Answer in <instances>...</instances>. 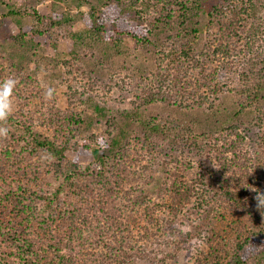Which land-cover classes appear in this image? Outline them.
Wrapping results in <instances>:
<instances>
[{"label": "trees", "instance_id": "trees-1", "mask_svg": "<svg viewBox=\"0 0 264 264\" xmlns=\"http://www.w3.org/2000/svg\"><path fill=\"white\" fill-rule=\"evenodd\" d=\"M17 1L0 0L8 8L1 14L0 33L5 19L25 15ZM262 2L52 0L50 14L35 9L34 22L19 26L12 36V69L0 64V80L17 81L12 98L22 110L20 117L0 121L7 129V136L0 137V264H81L86 257L129 264L139 243L172 237L170 229L193 207L198 216L191 228L174 229L183 236L179 247L207 241L209 250L196 264H264V213L257 207V196L264 194V153L257 150L263 156L256 158L238 131L245 121L218 131L144 115L149 105L166 102L180 110L196 108L218 123L229 93L239 115L256 114L253 122L264 143ZM75 5L80 11L73 13ZM78 22L83 28L67 36L73 42V61L64 60L70 67L76 61V69L95 70L109 55L102 62L92 53L94 47L102 44L114 48L111 55L126 54V39L152 47L155 54L157 71L134 107L120 119L111 118L114 128L100 137L80 136L82 115L53 114L51 104L47 121L54 134L40 130L25 113L32 93L49 102L44 90L30 87L37 86L28 64L35 63L36 74L43 62L56 60L39 55L44 49L39 38L57 49L51 28ZM95 110L98 115L88 126L108 116L101 106ZM141 152L148 163L140 159ZM82 156L91 162H82ZM87 243L105 245L113 257L86 254Z\"/></svg>", "mask_w": 264, "mask_h": 264}, {"label": "rangeland", "instance_id": "rangeland-1", "mask_svg": "<svg viewBox=\"0 0 264 264\" xmlns=\"http://www.w3.org/2000/svg\"><path fill=\"white\" fill-rule=\"evenodd\" d=\"M10 2L12 0H6ZM52 0H18L16 3L17 7L22 8V12L25 13L19 20L7 18L4 21L5 30L0 33V64L5 66L7 69H12V63L15 61L16 55L12 53L13 41L12 36L17 33L19 26L33 23V11L39 10L42 15H46L50 12ZM264 7V0L262 2ZM68 8V7H66ZM72 12H79L78 6H72ZM86 6H83L81 10H86ZM8 8L4 5H0V18L3 12H6ZM50 14V13H49ZM260 16L264 17V9ZM206 14L203 13L199 19L204 22ZM83 28L81 22L66 27L53 26L51 28V34L55 41L58 42L57 49L52 48L48 43L46 37H40L39 41L43 44L44 49L39 50V55H42L49 59H56L54 63L48 64L43 62L41 70L36 74L32 73L35 63L31 62L28 64L30 69L28 73L34 75V83L30 87L34 90L40 88L45 91L47 95L44 97L49 98L48 101L41 100L38 93H32V101L29 105L30 109H26V117L36 123V126L47 134H54L53 129L50 126V122L47 121L48 116L52 117L47 109L52 106V110L61 112L62 114H81L84 120V124L80 127V132L83 135L94 134L97 137L100 135H107L112 131L113 124L111 118H121L122 113L134 107L137 101V95L140 94V90L147 85L148 81L153 78L154 73L157 71L155 54L152 51V47H143L137 45L131 39H126L125 49L128 53H121L119 55H111L115 52L114 48H107L106 46L99 44L94 47L93 54L97 58L104 62L106 52L109 55V61L104 62L100 67L95 70L82 71L76 69L77 64L74 61V66L70 67L64 60L73 61L70 51L73 47V42L67 36L69 31H77ZM52 39V37H51ZM197 50L201 52L204 48L203 38L199 40L196 46ZM57 61V62H56ZM86 65V63H82ZM5 68V69H6ZM25 68V67H24ZM25 70V69H24ZM10 71V70H9ZM39 86V87H38ZM139 92V93H138ZM264 98V93H263ZM13 100V110L11 115L21 116V107L19 101L16 98ZM264 103V99L262 100ZM103 107L107 111L108 116L100 117L95 120L93 124L88 126L87 122L90 121L91 116H96L97 111L95 108ZM145 118L150 116H162V117H173L181 122L183 125L194 124L196 127L203 130H220L224 127L230 126L232 123H242L245 121L246 125L239 124L240 128L238 131L246 135L247 145L252 146L254 155L259 160L261 159L260 153H264L262 149L263 141L260 140V133L258 128L255 127V121L253 118L256 114L253 111L247 114L239 115V106L235 99L229 94L224 95V102L222 105L221 112L219 115V122L217 119L210 118L206 113L191 107L187 110H180L179 107L173 104H167L166 102L156 103L149 105L144 111ZM234 116V117H232ZM241 119V120H239ZM141 150V148H138ZM144 151V150H143ZM73 153L69 152V157H73ZM140 157L143 162L147 156L141 152ZM263 156V155H261ZM139 157V156H138ZM255 158V163H258ZM90 157L82 156V162H91ZM146 162V161H145ZM135 163V162H134ZM148 163V161L146 162ZM135 169V167H133ZM161 181L159 176L158 182ZM152 188V186H151ZM155 188V186H153ZM198 216L196 209L193 207L190 210L184 212L178 221H176L175 227H179L182 232L187 231L191 228L193 220ZM105 219H110L109 215H104ZM171 228L170 231L174 232L172 237H160L154 239L151 237L150 242L144 241L140 247L136 246L135 256L129 259V264H196L197 259L202 256L203 252L209 250V245L205 239L198 240L196 243L188 241L183 246L179 247L177 244L180 239L183 238L182 234L178 233L179 228ZM168 231V233L170 232ZM176 231V232H175ZM180 235V236H179ZM178 236V237H177ZM135 241V240H134ZM136 242V241H135ZM140 242V241H139ZM84 246V252H95L102 259L105 255H110V250L105 245L87 243ZM143 244V245H142ZM89 247V248H88ZM130 249V247H126ZM81 264H103L101 262H94L87 258L80 259ZM131 260V263H130ZM226 261V260H224ZM224 264V263H223ZM225 264H229L226 263Z\"/></svg>", "mask_w": 264, "mask_h": 264}, {"label": "clouds", "instance_id": "clouds-1", "mask_svg": "<svg viewBox=\"0 0 264 264\" xmlns=\"http://www.w3.org/2000/svg\"><path fill=\"white\" fill-rule=\"evenodd\" d=\"M17 81L13 77L0 80V121L6 120L13 110V94ZM7 136V129L0 127V137ZM257 207L264 213V194L257 196Z\"/></svg>", "mask_w": 264, "mask_h": 264}]
</instances>
